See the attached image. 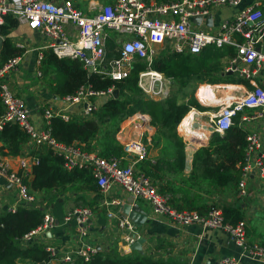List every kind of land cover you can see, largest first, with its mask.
<instances>
[{"label": "built area", "instance_id": "1", "mask_svg": "<svg viewBox=\"0 0 264 264\" xmlns=\"http://www.w3.org/2000/svg\"><path fill=\"white\" fill-rule=\"evenodd\" d=\"M242 0H113L98 4L88 11L78 7L73 0H0V34L5 17L12 15L19 21H25L29 27L44 38V48L51 50L59 58H71L83 63L90 72H99L122 80L128 77L136 59L144 60L148 68L139 74L138 84L145 94L153 99L169 95L170 80L163 73L152 69L154 59L162 53H180L199 55L210 45L222 47L236 43L235 35L244 39L236 43L237 56L231 70H237L236 61L247 66L241 68L243 76L249 80L252 88L243 96L231 100L220 101V108L211 118L210 128L225 133L234 125V117L245 109H255L252 115H243V120H264V81L257 83L254 76L264 69V51L257 47L264 28V8L256 1L253 5L239 11L233 19L225 22L219 29L207 26L203 20L213 9L232 5L237 6ZM201 16L198 25L195 17ZM110 41L118 55L109 58ZM18 47L25 48L20 42ZM44 49V50H45ZM91 50V57L86 50ZM43 58V52L38 62ZM21 55L9 58L0 66V98L3 113L0 116V131L8 123L18 125L28 137L27 155L20 160L19 170L11 168L0 151V176L7 177L10 183L19 190L20 202L44 208L42 223L22 238V245L33 241H45V235L58 222L55 215L45 208L40 199L30 193L25 180L30 176L32 167L38 163L33 155L39 148L47 146L54 154L61 156L68 170L74 168L90 169L101 193L108 195L116 185L127 194L128 202L143 199L150 203L155 216L181 226L200 224L205 228H223L242 248L248 246L247 222L240 220L236 224L225 222L223 212L212 208L207 214L196 210L178 209L170 203L168 196L160 192L152 177L135 167L127 155L135 157V162L149 155L148 145L141 139L123 142L124 155L104 157L96 151H86L76 143L66 145L58 141L49 126L52 117L70 120L77 117H89L98 105L94 97L106 95L113 97L114 88L106 91H94L90 86H82L73 95L61 100L65 107L47 105L44 108L46 125L38 127L31 117L30 108L23 97L11 86V78L18 71ZM88 70V71H89ZM41 75V73H39ZM219 103V99L217 101ZM80 105L79 110H75ZM247 160L242 166V178L239 182V194L245 196L246 186L254 172L258 179L264 181V142L261 136L251 131L246 136ZM30 160L32 162H30ZM108 204V202H106ZM131 203V204H132ZM133 205V204H132ZM9 208L15 212L16 207ZM109 217H116L120 229L126 232L125 243H120L121 250H131L139 235L136 224L127 215H118L113 211ZM94 210L89 206L76 207L64 216V223L75 225V231L65 242L66 250L58 258L56 245L46 242V250L50 260L74 264L77 258L89 260L99 250L98 243L92 238L90 221ZM24 240V241H23ZM252 257L264 259V247L254 244L249 250ZM192 264V263H191ZM218 264H238L233 256L222 258Z\"/></svg>", "mask_w": 264, "mask_h": 264}, {"label": "trees", "instance_id": "2", "mask_svg": "<svg viewBox=\"0 0 264 264\" xmlns=\"http://www.w3.org/2000/svg\"><path fill=\"white\" fill-rule=\"evenodd\" d=\"M17 25V19L9 14L1 26V33H9ZM243 39L242 36L236 35V43L242 42ZM236 43L227 44L222 49L207 47L199 55L162 53L154 59L152 69L165 74L173 84L170 94L160 100L148 98L138 84L140 72L148 68L144 60L137 58L128 77L114 80L103 73L89 72L78 60L59 58L48 50L42 59V69L45 76L49 75L51 91L60 98L73 95L82 86H90L94 91H106L109 88L119 90V96L109 97L93 111L91 119L77 117L66 121L61 117H52L51 132L58 141L66 145L76 143L82 145L86 151H94V143V147L100 148L99 154L104 157L122 156L124 148L117 139L120 125L136 113L150 115L152 125L157 127L152 145L159 149L160 154L153 159L140 160L139 170L161 184L160 192L171 195L169 199L172 206L180 210H196L200 214H207L211 208L209 201L213 189L217 191L224 188L235 194L239 193L238 185L242 178V166L246 161L247 143L246 131L238 125L240 113L234 117V125L229 130L223 134L213 132L209 146H202L195 152L191 174L188 176L184 175L186 142L179 136L177 128L191 107H195L197 99L192 94L200 82H242V79L229 81L223 76L216 75V78L212 75L222 71L227 64L222 62V59L236 58ZM22 52V49L15 47L7 38L0 53L1 61L5 62L13 56L21 55ZM115 55L118 53L109 54V58ZM51 73L53 74L50 75ZM2 113L3 104L0 98V116ZM27 139V135L18 125L8 123L0 131V148L6 154L20 155ZM33 155L38 157V163L33 166L31 177L25 182L31 192L48 194L45 198L47 205H51L57 196L71 190L100 191L90 169L68 170L64 166L63 158L49 148L34 152ZM175 178L181 181L178 186L172 182ZM239 207L236 202L225 204V218L234 223L240 221L243 216ZM43 218L44 208L33 205L18 207L15 212L0 211V264H20V260L47 264L50 261L49 253L43 244L33 241L27 246L22 245L23 236L37 228ZM74 264L187 263L166 261L164 258L156 260L139 251L124 255L118 251L117 244L113 243L109 247L99 249L89 260L77 258Z\"/></svg>", "mask_w": 264, "mask_h": 264}, {"label": "crops", "instance_id": "3", "mask_svg": "<svg viewBox=\"0 0 264 264\" xmlns=\"http://www.w3.org/2000/svg\"><path fill=\"white\" fill-rule=\"evenodd\" d=\"M52 1L61 2L62 0ZM73 1L78 7L86 11H88L90 7H94L95 5H98L102 2H113V0ZM256 1L261 2V5L264 8V0H242L237 6L227 5L213 9V12L211 13L213 15L211 26L214 27V29H219L225 22L233 19L239 11L253 5ZM17 22V27L12 28L9 33L0 34L1 37L7 36V38L15 47L23 50L18 71L15 76L11 78V86L14 90H16L19 96L21 95L20 97H23L26 100L34 123L38 127H43L46 125L44 119V108L47 105L65 107V104L57 94H54L51 91L49 82H45L44 79H40V77H38L39 72L42 73L38 68H43L42 59L44 58L45 52L48 51L43 46L44 38L39 32L31 29L27 22L19 20H17ZM203 22L206 24L205 19ZM257 36L261 37L257 42V47L264 51V30L263 32L261 31L259 34H257ZM18 42L25 44L26 47H18ZM224 46L217 47L216 45H210L208 47L222 49ZM3 47L4 45L0 49V53ZM42 52L43 58L40 60V62H38V58ZM233 60L234 58L232 60L227 58L222 59L221 61L227 62V64L222 68V71L216 72L215 74L213 73L212 75L214 77H216V75L223 76L224 79L229 81L232 79H242V82H200L192 94V96L197 99L195 102L196 104L194 103L195 107H191L189 112L182 118L180 124L178 125V134L186 142V167L184 169V175L188 176L191 174L193 156L195 152L202 146H209V139L212 134L210 129V121L214 114L219 110L221 106L220 101L227 102L234 97L243 96L246 94L247 90L252 88L249 80L246 79L241 72V68H245L247 65L238 60L236 63H234V66L239 68L233 71L230 69ZM3 63L4 62L1 61L0 58V66ZM254 80L257 83H262V81H264V69H261L260 72L254 76ZM205 85L207 86L204 88ZM212 85H222L231 87L232 89L218 88L215 91V95L207 94L209 87ZM170 92L171 91H169V94ZM107 99L108 97L106 95H101L94 97L93 100L98 106H101L107 101ZM217 99H219V103L216 102ZM74 107L75 110H79L80 105H76ZM256 112L257 111H255V109L251 108L240 112L238 125L246 131V136L251 131H255L261 136L264 142V120L258 118L251 121H246L242 118L243 115H252ZM189 114L190 117L188 116ZM92 117L93 115L91 114V116L87 118H81L91 119ZM125 121L126 122H124V124L122 123L123 131L117 133V139L119 142L123 145V141L126 136H130V138L141 139L148 145L149 155L147 158H156L160 152L158 148H155L152 145L153 137L157 132V127L152 125L151 116L148 114L136 113L134 116L128 118ZM27 141L24 143L20 155L6 154L2 152V149L0 148V151L3 153L5 159L15 171L19 170L20 160L27 155ZM93 144V150L99 153L100 148H95ZM1 146L2 142L0 141V147ZM44 150H48V147L42 146L38 151L41 152ZM127 157L130 163L134 162L135 167L139 170V161L135 162V157L132 155H127ZM245 160H247V156ZM30 162L32 161L30 160ZM256 176L257 175L254 172L250 176L251 179L248 181L249 196L246 197V199L241 197L239 193L235 194L229 189L222 188L217 191L213 189L211 192V199L209 201V204L218 201L217 203L222 205H228L229 203L233 202L238 203L243 216L241 220H245L247 222V227L249 228V232L248 229L247 232L249 233V239L251 242H248V247L246 249L240 247L232 238V236L223 229L205 228L197 223L189 226H181L163 218L157 217L154 215L150 203L143 199H139L135 203H132L131 201L130 203L135 206H139L147 214V217L143 223H137L134 221L139 237H144L145 241L142 244V251L138 249H132L131 246V250L126 253L124 248L122 250L120 248V243L122 245L125 243L124 237L126 232L119 228L116 217L111 218L108 215L110 211H113L115 214L126 216V214H124L122 211V205L128 202V197L126 192H124L119 185H116L108 195H104V193H101V191L94 190H71L61 196H57L51 205H47V201H45L46 195H48L47 193L38 192L35 194L31 191L30 193L34 194L37 199H40V201H42L46 206V209L53 213L56 219H58V222L51 229L50 233L48 234L47 232L45 235V241L47 244L49 242L56 245L58 249V258L62 256L63 252L66 250L65 242L75 231V225L73 223H64V216L74 208L82 207V203H85L89 205V207H91L90 205L94 207H91L94 210V217L90 221V229L92 231V238L96 243H98V245H100L99 249L109 247L111 244L116 243L117 249L121 252V254L129 255L134 251H139L142 254H148L149 256H152L156 260L158 258H164L166 261H182L187 264H218L222 258L233 256L237 259L238 264H264V259L252 257V254L249 251L252 243H257L264 246V218L262 216V214H264V181L263 179H257ZM29 177H31V174ZM154 181L160 190L161 184H159L156 179H154ZM172 182L175 186H178L181 181L175 178V180ZM164 195L168 196V198H171L169 193H164ZM18 202V188L14 184L10 183L7 177L0 176V211H8L9 208L13 207L12 205L16 207V210L18 207L28 206V204L25 205L22 202H20L19 205ZM106 202H108V204ZM247 214H250L251 217L253 215V218L257 219L255 226L251 228V230L250 225L254 219L252 218L249 223ZM45 241L37 242L43 244L46 247ZM56 262L59 264L58 260L52 259L47 264H56Z\"/></svg>", "mask_w": 264, "mask_h": 264}, {"label": "water", "instance_id": "4", "mask_svg": "<svg viewBox=\"0 0 264 264\" xmlns=\"http://www.w3.org/2000/svg\"><path fill=\"white\" fill-rule=\"evenodd\" d=\"M212 19H213L212 14L205 17L207 26L212 25ZM195 22L200 24L202 22V17L201 16L195 17ZM6 39H7V36L6 37L0 36V49L4 45V42ZM86 53H87L88 57H91V50L90 49H87ZM118 96H119V90L115 89L113 91V97L117 98ZM210 129H211V133L217 132V131L213 130L212 128H210ZM122 211L132 221H135L137 223H143L145 221V218L147 217V214L145 213V211H143L139 206L132 205L130 202H126L125 204L122 205ZM49 233H50V231L48 232V234ZM144 241H145L144 237H139V239L132 245V249H138V250L142 251V244L144 243Z\"/></svg>", "mask_w": 264, "mask_h": 264}, {"label": "rangeland", "instance_id": "5", "mask_svg": "<svg viewBox=\"0 0 264 264\" xmlns=\"http://www.w3.org/2000/svg\"><path fill=\"white\" fill-rule=\"evenodd\" d=\"M107 3V2H106ZM100 4H102V5H104L105 4V2H102V3H100ZM113 52H115V47L112 45V42L110 41V47H109V54H111V53H113ZM56 55V54H55ZM57 56V55H56ZM58 57V56H57ZM41 67V66H40ZM42 73H41V76H39L38 75V77H40V79H44V81L45 82H49L48 81V79H49V75L48 76H45V74H44V71H43V69L42 68H38ZM87 70H89L88 68H86ZM90 71V70H89ZM40 73V72H39ZM53 73H51L50 75H52ZM164 75V77H165V79L166 80H170L171 81V79L170 78H168V77H166V75L165 74H163ZM172 82V81H171ZM50 84V83H49ZM170 90H171V84H170ZM21 96V95H20ZM149 98V97H148ZM163 98H165V97H163ZM151 99H153V98H151ZM154 100H156V99H154ZM157 100H160L159 98L157 99ZM140 113V112H139ZM140 114H143V113H140ZM93 115V114H92ZM124 122H126V121H124ZM124 122H123V124H124ZM123 130H122V124L120 125V131L119 132H122ZM133 139H135V138H130V136L129 137H127L126 136V138L124 139V141L123 142H127V141H130V140H133ZM203 143H205V142H203ZM203 143H201V144H203ZM124 145V144H123ZM249 196V183L247 184V186H246V194H245V196H241V197H243V198H245L246 199V197H248ZM45 197V196H44ZM46 200V199H45ZM47 201V200H46ZM218 201H215L214 203H212V204H210V206H211V208H210V210L212 209V208H215V209H220L222 212H223V216H224V219H225V222H227V223H231V224H236V223H234V222H231L230 220H227L226 218H225V215H224V210H223V208H224V205H222V204H220V203H217ZM34 206V205H33ZM85 206H89V205H87V204H85V203H82V207H85ZM91 207H93L92 205H90ZM35 207V206H34ZM45 208H46V206H45ZM94 208V207H93ZM209 210V211H210ZM8 212H11V211H9L8 210ZM262 216H263V218H264V214H262ZM254 216L252 215V217H251V215L250 214H247V219H248V222L250 223V221L252 220V218H253ZM254 219V218H253ZM256 220L257 219H254L252 222H251V225H250V230H251V228H253L254 226H255V223H256ZM220 229H223V228H220ZM247 229H248V232H249V228L247 227ZM224 230V229H223ZM225 231V230H224ZM247 232V240H248V242H251L250 241V239H249V233ZM24 241V240H23ZM255 244H257V243H255ZM252 245H254V243H252ZM251 245V246H252ZM264 247V246H263ZM20 264H33L32 262L30 263V262H28L27 260H20ZM56 264H57V262H56Z\"/></svg>", "mask_w": 264, "mask_h": 264}, {"label": "bare ground", "instance_id": "6", "mask_svg": "<svg viewBox=\"0 0 264 264\" xmlns=\"http://www.w3.org/2000/svg\"><path fill=\"white\" fill-rule=\"evenodd\" d=\"M202 88H203V86H202ZM218 88H220V89H222V88H228V89H232L231 87H209V91L207 92V94H214L215 95V91H216V89H218ZM227 93V92H226ZM189 117H190V114L188 115ZM187 116V117H188ZM188 123V122H187Z\"/></svg>", "mask_w": 264, "mask_h": 264}, {"label": "clouds", "instance_id": "7", "mask_svg": "<svg viewBox=\"0 0 264 264\" xmlns=\"http://www.w3.org/2000/svg\"><path fill=\"white\" fill-rule=\"evenodd\" d=\"M90 72V71H89ZM161 73V72H160ZM173 84V83H172Z\"/></svg>", "mask_w": 264, "mask_h": 264}]
</instances>
